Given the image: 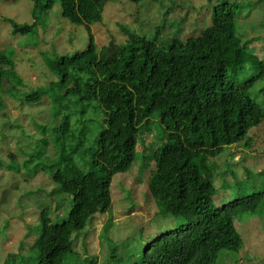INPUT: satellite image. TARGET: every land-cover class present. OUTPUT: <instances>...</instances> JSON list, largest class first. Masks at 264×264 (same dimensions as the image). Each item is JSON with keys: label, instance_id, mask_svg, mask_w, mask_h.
I'll use <instances>...</instances> for the list:
<instances>
[{"label": "trees", "instance_id": "trees-1", "mask_svg": "<svg viewBox=\"0 0 264 264\" xmlns=\"http://www.w3.org/2000/svg\"><path fill=\"white\" fill-rule=\"evenodd\" d=\"M29 1L33 3V14L39 15L49 12L58 1L60 17L73 26H84L88 33L84 50L55 56L53 60L61 94L75 90L78 85L86 87L85 93L65 106L62 104L65 99L57 95L44 97L47 91L25 96L28 104L43 106L48 102L52 118L58 117L55 127L42 126L43 137L34 144L36 148H32L29 160L42 157L48 139L52 138L59 165L46 163L41 171L37 166L42 163L37 162L27 171L34 177L39 172L48 173V181L55 185L49 194V198L54 196L49 200L51 204L54 202V210L49 207L52 212L60 214L70 201L66 216L59 222L68 221L77 233L97 214L108 213L112 206L110 179L91 171L83 172L74 161L80 157L79 150H83L84 154L89 153L91 163L104 165L110 177L130 171L134 164H138L140 179L143 171L150 170L147 193L158 213L179 222L178 227L148 241L134 264H216L222 251L238 253L244 241L234 222L220 221L211 230L199 233L223 213L231 216L254 213L264 193V190L255 192L215 207L212 203L215 187L206 174L208 160L217 158L224 148L238 147L237 144L249 148L248 132L264 120L262 107L243 90V83H238L239 71L249 61L255 70L259 67L257 56L248 49L250 39L244 41L243 31L237 28L241 6L227 0H205V7H210L207 18L210 24L199 35L186 40L180 38L179 32L161 41L159 29L150 37L121 26L126 36L124 43L110 41L98 48L90 25L102 22V12L109 0ZM250 1L255 3L253 7L257 4ZM239 2L243 5L247 0ZM10 25L14 35L28 34L34 28L12 21ZM261 77L252 76L250 80ZM89 107L102 113L103 129L95 147L83 148L86 129H73L79 123L78 120L72 123L71 116L78 113L82 117ZM65 109L71 112L63 113ZM153 115L158 116L167 132L168 141L159 147L156 141L140 143L139 136L144 135ZM139 144L153 149L140 153L141 165L136 162ZM9 158L12 160L13 156L9 154ZM110 221L109 218L100 231L103 239ZM197 235L199 239H195ZM71 243L65 245L58 264H77L69 260L75 254ZM39 254L36 264H54Z\"/></svg>", "mask_w": 264, "mask_h": 264}, {"label": "rangeland", "instance_id": "rangeland-1", "mask_svg": "<svg viewBox=\"0 0 264 264\" xmlns=\"http://www.w3.org/2000/svg\"><path fill=\"white\" fill-rule=\"evenodd\" d=\"M227 1L241 6L237 28L243 31L244 41L250 39L248 49L257 56L259 65L255 63L257 70L251 61L244 65L239 71L238 83H243V90L264 110V0H255L254 7L255 3L250 0L243 5L239 0L238 3ZM208 8L205 0H140L138 3L109 0L102 12V22L90 25V30L98 48L110 41L124 43L126 36L121 26L150 37L159 29L161 41L179 32L180 38L186 40L209 26ZM33 13V3L29 0H0V264H4L9 255L12 257L7 264H36L39 253L58 264L68 241H72L75 252L69 258L71 262L134 264L148 241L179 226L175 218L159 214L148 195L146 181L150 170L143 171L140 179L138 164H134L130 171L110 177L104 165L91 163L89 153L79 150L80 157L74 161L83 172L91 171L110 179L112 206L108 213L97 214L77 233L68 221L59 222L66 216L70 201L65 203L60 214L49 208L51 205L54 210V202L49 203L54 196L49 198V194L55 185L48 181V173L39 172L34 177L27 171L37 162L42 163L37 166L39 170L44 169L42 165L46 163L59 165L52 138L48 139L44 155L33 161L31 158L32 164L28 163L32 148H36L34 144L43 137L42 126L55 127L58 117L52 118L53 110L50 106L47 108L48 102L43 106L28 104L25 96L47 91L44 97L57 95L65 99L64 106L76 96H82L86 90L84 85L61 94L53 60L55 56L82 51L88 43L84 26H73L60 17L58 1L44 15ZM11 21L34 28L28 34L14 35ZM252 76L263 77L251 82ZM70 112L69 109L63 111ZM78 116L72 113L71 122L78 120L79 123L73 129H86L83 148L95 147L103 129L102 113L89 107L82 117ZM144 131V135L139 136L140 143L142 140L148 144L156 141L159 147L168 141L157 115L151 117ZM248 137L251 138L249 148L238 144V147H226L221 155L207 162L209 172L206 174L210 175L215 187L212 196L215 207L264 190V120L248 132ZM137 150L136 162L141 165L140 153H150L153 149L139 144ZM109 218L111 221L103 239L99 234ZM220 221L234 222L244 246L238 253L222 251L216 264H264V193L254 213L234 216L223 213L204 226L199 234L211 230ZM199 238L197 235L195 239ZM112 252L114 258L110 259Z\"/></svg>", "mask_w": 264, "mask_h": 264}]
</instances>
